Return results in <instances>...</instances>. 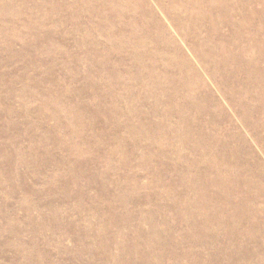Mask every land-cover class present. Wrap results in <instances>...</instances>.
<instances>
[{"label": "rangeland", "instance_id": "obj_1", "mask_svg": "<svg viewBox=\"0 0 264 264\" xmlns=\"http://www.w3.org/2000/svg\"><path fill=\"white\" fill-rule=\"evenodd\" d=\"M0 264H264V0H0Z\"/></svg>", "mask_w": 264, "mask_h": 264}]
</instances>
